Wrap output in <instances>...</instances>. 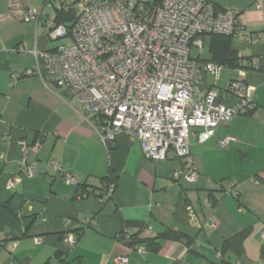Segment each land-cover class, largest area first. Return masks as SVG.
Here are the masks:
<instances>
[{
    "label": "crops",
    "instance_id": "1",
    "mask_svg": "<svg viewBox=\"0 0 264 264\" xmlns=\"http://www.w3.org/2000/svg\"><path fill=\"white\" fill-rule=\"evenodd\" d=\"M214 2L240 20L231 46L255 107L208 140H191L199 174L189 182L173 179L176 159H146L124 133L106 147L98 118L85 119L79 101L42 75L14 76L34 71L39 53L60 45L42 22L54 18V8L42 0H0V264H117V256L126 264H264V0ZM27 7L42 8L40 20L22 19ZM226 71V83L239 78ZM226 136L234 141L221 147L218 140ZM23 156L34 175L9 187ZM63 171L74 173L77 183H67ZM110 182L113 193L102 200L98 192ZM68 234L76 238L71 247ZM238 234L236 252L230 240Z\"/></svg>",
    "mask_w": 264,
    "mask_h": 264
},
{
    "label": "built area",
    "instance_id": "2",
    "mask_svg": "<svg viewBox=\"0 0 264 264\" xmlns=\"http://www.w3.org/2000/svg\"><path fill=\"white\" fill-rule=\"evenodd\" d=\"M42 4L59 10L73 7L69 27L53 18L42 20L52 40L66 42L41 51L34 71L26 69L14 76L38 73L75 97L85 119L98 118L96 129L106 147L124 133L138 141L146 159H176L174 180L183 177L192 182L199 174L189 151L194 137L204 142L232 117L255 107L253 87L243 80L242 62L230 69L200 57L204 37L232 36L241 29L237 13L217 9L214 0H159L153 6L140 0H42ZM41 9L27 7L21 17L38 21ZM192 47L198 56L191 55ZM222 70L239 78H228L222 88L218 86ZM208 75L213 84L207 89ZM230 98L235 99V108L227 104ZM233 141L226 136L218 144L226 147ZM19 145L24 153L25 142ZM50 164L60 169L55 161ZM34 172V165L26 164L23 156L20 174L10 178L8 186ZM63 177L67 183H77L74 173L63 171ZM114 187L108 183L99 197L107 200ZM186 210L194 220L192 208ZM34 240L39 244L41 238ZM66 241L71 247L76 238L68 234ZM113 261L126 264L127 258L117 256Z\"/></svg>",
    "mask_w": 264,
    "mask_h": 264
},
{
    "label": "trees",
    "instance_id": "3",
    "mask_svg": "<svg viewBox=\"0 0 264 264\" xmlns=\"http://www.w3.org/2000/svg\"><path fill=\"white\" fill-rule=\"evenodd\" d=\"M148 5V4H147ZM73 7H67L65 9H54V21L55 23H65L69 27V22L73 19ZM232 36L220 35V34H211L208 35V55L205 59L217 62L226 66L227 68H234L238 66L241 62L240 58L237 56V53L231 46ZM163 236V235H162ZM175 237V236H174ZM177 237V236H176ZM242 234L234 236L230 241H232L231 246H236L234 250L239 252V246L235 243H240ZM156 240V239H155ZM130 243H135L134 240L129 238ZM229 242L226 240V243ZM157 243L152 241L148 244V248L155 249Z\"/></svg>",
    "mask_w": 264,
    "mask_h": 264
},
{
    "label": "rangeland",
    "instance_id": "4",
    "mask_svg": "<svg viewBox=\"0 0 264 264\" xmlns=\"http://www.w3.org/2000/svg\"><path fill=\"white\" fill-rule=\"evenodd\" d=\"M56 41L58 42V44H63L66 42L65 39H59ZM191 55L195 57L198 56V52L196 48L192 47ZM207 55H208V39L207 37H204L203 38V51L200 54V57H207ZM225 72L227 71L222 70L220 80L218 81V85L222 88H224L227 85V83L224 81V77L225 75H227ZM206 78H207V84H213V78L210 75H208ZM200 89H203V86H201Z\"/></svg>",
    "mask_w": 264,
    "mask_h": 264
}]
</instances>
